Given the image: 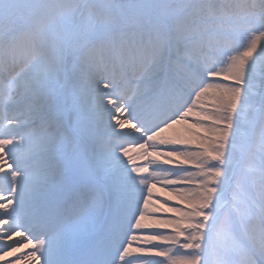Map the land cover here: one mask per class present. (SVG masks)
Here are the masks:
<instances>
[{
	"label": "snow or ice",
	"instance_id": "6c2138e0",
	"mask_svg": "<svg viewBox=\"0 0 264 264\" xmlns=\"http://www.w3.org/2000/svg\"><path fill=\"white\" fill-rule=\"evenodd\" d=\"M0 264H264V0H0Z\"/></svg>",
	"mask_w": 264,
	"mask_h": 264
},
{
	"label": "bare ground",
	"instance_id": "6f19581e",
	"mask_svg": "<svg viewBox=\"0 0 264 264\" xmlns=\"http://www.w3.org/2000/svg\"><path fill=\"white\" fill-rule=\"evenodd\" d=\"M156 195H160V193H156Z\"/></svg>",
	"mask_w": 264,
	"mask_h": 264
}]
</instances>
